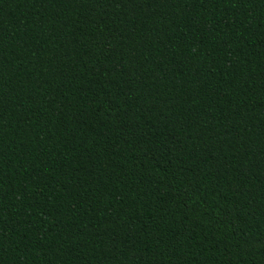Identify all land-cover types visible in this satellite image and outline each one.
Masks as SVG:
<instances>
[{"label": "trees", "instance_id": "1", "mask_svg": "<svg viewBox=\"0 0 264 264\" xmlns=\"http://www.w3.org/2000/svg\"><path fill=\"white\" fill-rule=\"evenodd\" d=\"M0 264H264V0H0Z\"/></svg>", "mask_w": 264, "mask_h": 264}]
</instances>
